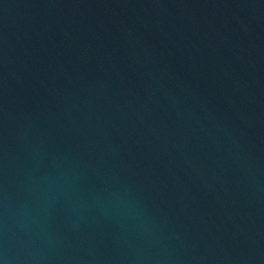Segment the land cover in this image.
I'll return each instance as SVG.
<instances>
[{"label":"water","instance_id":"water-1","mask_svg":"<svg viewBox=\"0 0 264 264\" xmlns=\"http://www.w3.org/2000/svg\"><path fill=\"white\" fill-rule=\"evenodd\" d=\"M0 264H264V0H0Z\"/></svg>","mask_w":264,"mask_h":264}]
</instances>
